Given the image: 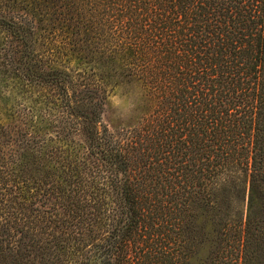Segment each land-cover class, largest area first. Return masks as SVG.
<instances>
[{
    "label": "trees",
    "instance_id": "obj_1",
    "mask_svg": "<svg viewBox=\"0 0 264 264\" xmlns=\"http://www.w3.org/2000/svg\"><path fill=\"white\" fill-rule=\"evenodd\" d=\"M0 264H264V0H0Z\"/></svg>",
    "mask_w": 264,
    "mask_h": 264
},
{
    "label": "rangeland",
    "instance_id": "obj_2",
    "mask_svg": "<svg viewBox=\"0 0 264 264\" xmlns=\"http://www.w3.org/2000/svg\"><path fill=\"white\" fill-rule=\"evenodd\" d=\"M116 104H117L116 102H115V103L113 102V106H112V107H113V108H116ZM121 110H122V109H121ZM122 111H123V110H122Z\"/></svg>",
    "mask_w": 264,
    "mask_h": 264
}]
</instances>
